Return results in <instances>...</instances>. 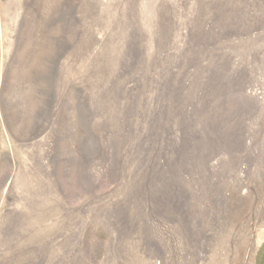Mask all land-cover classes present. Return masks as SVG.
Returning <instances> with one entry per match:
<instances>
[{
  "label": "rangeland",
  "instance_id": "374dc122",
  "mask_svg": "<svg viewBox=\"0 0 264 264\" xmlns=\"http://www.w3.org/2000/svg\"><path fill=\"white\" fill-rule=\"evenodd\" d=\"M264 0H0V264H254Z\"/></svg>",
  "mask_w": 264,
  "mask_h": 264
},
{
  "label": "crops",
  "instance_id": "0c3cea01",
  "mask_svg": "<svg viewBox=\"0 0 264 264\" xmlns=\"http://www.w3.org/2000/svg\"><path fill=\"white\" fill-rule=\"evenodd\" d=\"M254 264H264V239L257 249Z\"/></svg>",
  "mask_w": 264,
  "mask_h": 264
}]
</instances>
